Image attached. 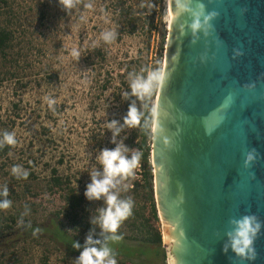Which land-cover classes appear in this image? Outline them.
<instances>
[{
    "label": "water",
    "instance_id": "1",
    "mask_svg": "<svg viewBox=\"0 0 264 264\" xmlns=\"http://www.w3.org/2000/svg\"><path fill=\"white\" fill-rule=\"evenodd\" d=\"M197 2L219 15L193 43L187 28L179 31L190 16L174 20L167 0L161 67L169 77L154 96L162 131L150 129L167 264H264V0H192V6ZM235 49L243 55L234 57ZM253 148L259 156L246 169L244 153ZM243 214L262 222L253 261L222 251L229 218Z\"/></svg>",
    "mask_w": 264,
    "mask_h": 264
},
{
    "label": "rangeland",
    "instance_id": "2",
    "mask_svg": "<svg viewBox=\"0 0 264 264\" xmlns=\"http://www.w3.org/2000/svg\"><path fill=\"white\" fill-rule=\"evenodd\" d=\"M12 1L15 8L23 9L27 18L23 23H26L30 31V35L21 38L14 49L24 53L27 60L23 61L27 65L24 71L39 77L38 82L35 79L30 87L17 90L16 94L12 93L11 81L0 86V118L6 125V130L15 133L17 140L15 146H9V158L5 160V164L0 165V187L7 185L14 189L17 197L11 199L9 209L0 210V215L4 217L17 211L20 216L16 223H21L25 219H42L46 213L60 209L62 199L58 191L47 188L50 166L55 167L58 173L68 174L74 185L83 188L90 182V173L100 167V150L116 146L112 142L113 133L108 128L101 147L95 148L90 140L89 129L99 123L107 126L109 120L103 119L102 122L100 118L105 113L102 107L92 109L87 102L97 92L94 84L96 79L102 77L103 68H89L82 58L85 47L89 43L100 41L103 31L115 30L118 33L116 40L106 43L108 61L105 67L118 65L122 72L120 78L129 80V73L139 74L145 63L149 67L156 61L160 34L162 29L167 33L169 15L167 0H132V9L136 11V26L133 31L126 32L120 30L109 9L101 8L100 0H84L83 6H77L68 14L55 7L47 18L38 17L35 10L37 0ZM89 3L92 8L86 7ZM27 4H32L30 11L25 8ZM164 42L160 48V67L163 64ZM73 50L80 52L78 60L72 55ZM45 72L55 73L56 76L46 83L42 79ZM118 77L116 75L113 82ZM105 93L109 98L107 91ZM46 98L56 101L55 111L48 107ZM12 100L21 106L17 115L10 105ZM154 104L153 98L152 107ZM114 106L115 104L111 105L108 111L111 115L116 110ZM121 136L119 133L115 141L123 144ZM133 151L134 149L129 150L127 155L130 156ZM33 161L36 174L34 178L22 180L13 176L11 169L14 165L27 169V163ZM150 164L152 166L151 160ZM138 170L137 167L133 176L121 182L119 191L130 186L128 183L132 177H137ZM151 183L155 198L153 181ZM124 191L132 196L131 191ZM154 202L156 207V201ZM103 204V200L93 201L90 211L94 216ZM25 206L30 209L27 215H23ZM157 216L156 224L162 241V222L158 213ZM60 217L65 222L61 213ZM4 240L5 238L0 239V264H74V257L63 256L44 238H30L14 243Z\"/></svg>",
    "mask_w": 264,
    "mask_h": 264
},
{
    "label": "trees",
    "instance_id": "3",
    "mask_svg": "<svg viewBox=\"0 0 264 264\" xmlns=\"http://www.w3.org/2000/svg\"><path fill=\"white\" fill-rule=\"evenodd\" d=\"M100 1L102 2L101 8L105 7L110 10L109 12L120 30L130 32L135 29L136 11L132 9V0ZM154 1L159 2L161 0ZM12 2V0H0V86L7 81H11L12 93L16 94L17 90L30 87L31 82L35 79L38 82L39 77L37 78L24 71V67L27 66L23 63V61H27L23 56L24 53L20 52L19 49H14L21 38L30 35V31L26 23H23V20H27L23 9L15 8ZM83 3L84 0L78 6H83ZM35 5L39 18L50 17L55 7L61 8L58 0H37ZM25 8L30 11L33 7L32 4H27ZM165 33L162 29L156 61L151 63L149 67H146L145 63L139 74L145 68L160 67V48L164 42ZM107 52V44L102 40L89 43L84 49L82 58L90 66L89 68L93 70L103 68L102 77L96 79L94 84L97 92L94 96H90L87 101L89 107H92V109L102 107V111L105 112L102 118L99 117L102 122H104L103 119L109 121L112 119L119 124H123L129 105L135 102L137 108L144 113V119L150 118L155 92L152 98L147 101H140L131 94L126 97L125 94L130 93L129 80L120 78L122 72L119 70L118 65L105 67L108 61ZM116 75L119 77L117 81L113 82ZM55 76V73L45 72L42 79L47 83ZM106 91L109 98L106 96ZM113 104H115L114 108L116 110L111 115L108 111ZM10 105L14 109V114L17 115L18 110L21 109L20 104L12 100ZM94 119L98 122L96 118ZM93 127L89 129L90 140L92 146L99 148L105 138L107 126L99 123L98 126ZM150 129L151 125L147 129L143 127L142 119L141 125L137 127L125 126L120 131L123 145L129 150L140 151L142 157L138 166L137 177H132L128 183L130 186L120 191L121 198H131L133 200L132 215L124 220L117 230L116 235H119L121 239L107 241L108 246L115 253L117 264H165L166 253L162 245L160 230L156 224L158 216L152 195V166L149 160L152 135ZM4 131H7L6 125L0 118V134ZM8 150L9 146L7 145L0 148V165L5 164V160L9 158ZM33 163L34 161L27 163L29 167L25 169L29 172L28 178L30 180L36 176ZM25 188L28 189L27 186ZM47 188L51 191H58L62 199L60 209L46 213L42 219H25L23 223H16L17 218L20 216L17 211L4 217L0 215V239L5 238L4 241L10 240V243H14L18 240L44 238L47 242L52 243L54 248L63 256L76 258L80 250L72 247L74 241L83 245L90 229L93 230L94 238L100 237V229L90 223V220L94 217V213L92 214L90 211L93 201L85 198V187H77L72 183L68 174L58 173L53 166H50ZM8 189L9 196L7 198L9 200L16 198L17 193L14 189ZM124 190L131 191L132 196L127 195L128 193ZM60 213L65 222L60 217ZM36 229H40V231L33 235Z\"/></svg>",
    "mask_w": 264,
    "mask_h": 264
},
{
    "label": "clouds",
    "instance_id": "4",
    "mask_svg": "<svg viewBox=\"0 0 264 264\" xmlns=\"http://www.w3.org/2000/svg\"><path fill=\"white\" fill-rule=\"evenodd\" d=\"M175 6V14L173 19H177L182 15L187 14L190 20L179 24L180 33H185V28L191 33L193 43L198 38L197 33L202 32L205 36L209 34V30L213 29L211 23L219 13L215 10L205 11V5L202 2H197L192 6V0H172ZM61 9L67 14L78 5L82 4V0H58ZM92 8V4L86 5ZM244 9H241L243 12ZM118 33L115 30H105L101 33L100 39L104 43H111L116 40ZM72 55L78 60L81 56L78 50H73ZM243 55L239 49L234 50V57ZM169 73L162 67L145 68L140 74L129 73V89L130 93L140 101L150 100L154 92L161 88L167 81ZM244 87L252 88L253 84H247ZM48 107L55 111L54 105L56 101L52 98H46ZM158 110L155 106L151 109V117L144 119L142 113L136 106L135 102L129 105L128 111L124 117L123 124H119L116 120H111L107 123V127L113 133L114 148H104L100 150L98 162L100 167L94 169L90 173V182L85 187L84 196L89 201H104V206L101 207L97 214L92 217L90 223L98 226L100 229V237H93V230L90 229L86 235L83 245L79 242H73L72 247L79 249V255L73 260L74 264H117L115 253L111 249L107 241L119 240L121 237L116 235L118 228L124 220L132 215L134 202L131 198H121L119 185L122 181L134 175V170L140 165L142 153L133 151L131 155H127L129 149L122 143L115 141V137L120 133L121 129L127 127H137L141 125L143 119V127L147 129L152 126L153 133L162 131L159 129L157 122ZM207 134H211L210 129H206ZM167 144V140L164 141ZM17 140L15 133L4 131L0 134V148L4 146H15ZM259 154L256 149H249L244 153L243 167L250 168L256 161ZM13 176L20 179H27L29 172L21 165H14L11 169ZM9 196L7 185L0 188V210H7L11 207L12 201ZM30 209L25 206L23 215H27ZM23 223V220H21ZM30 226V225H29ZM262 222L255 214H243L238 218L231 217L228 220V227L224 235L226 241L223 244L222 251L227 253L229 250L234 253V257L239 261H253L256 259L257 252L254 242L261 232ZM40 229H36L33 235H36Z\"/></svg>",
    "mask_w": 264,
    "mask_h": 264
}]
</instances>
